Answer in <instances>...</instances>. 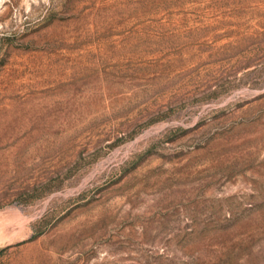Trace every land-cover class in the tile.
Instances as JSON below:
<instances>
[{"label": "rangeland", "instance_id": "374dc122", "mask_svg": "<svg viewBox=\"0 0 264 264\" xmlns=\"http://www.w3.org/2000/svg\"><path fill=\"white\" fill-rule=\"evenodd\" d=\"M0 264H264V0H0Z\"/></svg>", "mask_w": 264, "mask_h": 264}]
</instances>
